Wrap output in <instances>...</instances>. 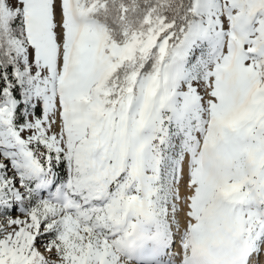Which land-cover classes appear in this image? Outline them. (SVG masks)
I'll return each mask as SVG.
<instances>
[{"label": "snow or ice", "instance_id": "6c2138e0", "mask_svg": "<svg viewBox=\"0 0 264 264\" xmlns=\"http://www.w3.org/2000/svg\"><path fill=\"white\" fill-rule=\"evenodd\" d=\"M0 264H264V0H0Z\"/></svg>", "mask_w": 264, "mask_h": 264}]
</instances>
